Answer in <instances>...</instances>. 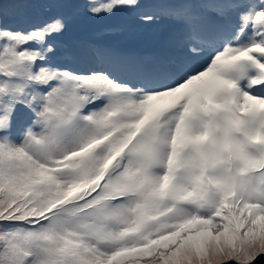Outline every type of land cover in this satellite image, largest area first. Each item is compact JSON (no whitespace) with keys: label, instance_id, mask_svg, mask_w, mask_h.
Returning <instances> with one entry per match:
<instances>
[{"label":"snow or ice","instance_id":"obj_1","mask_svg":"<svg viewBox=\"0 0 264 264\" xmlns=\"http://www.w3.org/2000/svg\"><path fill=\"white\" fill-rule=\"evenodd\" d=\"M41 3L0 0V264L264 256V0H85L183 34L86 67L54 62L67 23L24 18Z\"/></svg>","mask_w":264,"mask_h":264},{"label":"rangeland","instance_id":"obj_2","mask_svg":"<svg viewBox=\"0 0 264 264\" xmlns=\"http://www.w3.org/2000/svg\"><path fill=\"white\" fill-rule=\"evenodd\" d=\"M72 2L69 4L66 0H42L38 7L23 9L24 18L31 22H44L57 16L65 18L66 31L55 37L58 45L57 56L53 57L55 63H71L75 67H86L95 63L93 54L97 49L107 50L125 60L144 63L157 57L159 42L169 40L163 28L169 21L166 18L158 21L162 26H153L145 25L135 15L123 11L111 16L103 14L92 16L84 9L85 0ZM151 4L152 0H146L148 10H152ZM5 5L4 23L14 26L19 22L17 11L12 4ZM233 20L235 21V18ZM66 52L74 54L71 61L65 59ZM228 260H230L228 256L218 253L210 259V264L213 261L216 262L212 264H218Z\"/></svg>","mask_w":264,"mask_h":264},{"label":"clouds","instance_id":"obj_3","mask_svg":"<svg viewBox=\"0 0 264 264\" xmlns=\"http://www.w3.org/2000/svg\"><path fill=\"white\" fill-rule=\"evenodd\" d=\"M164 29H165V31L167 32V28H164ZM122 41H125V38H123ZM136 41H137V40H136ZM138 41H139V40H138ZM157 47H158V50H160V52L158 53L157 57L154 58V59H157L158 57H161V56L163 55L164 51H166L167 49H169V48L166 47V45H163L162 42H159V43L157 44ZM169 51H171V49H169ZM169 54H170V53H169ZM169 54H168V55H169ZM166 56H167V55H166ZM154 59H150V60H148V61H145L144 63H146V64H152V63L157 62V61H155ZM235 264H236V263H235Z\"/></svg>","mask_w":264,"mask_h":264},{"label":"water","instance_id":"obj_4","mask_svg":"<svg viewBox=\"0 0 264 264\" xmlns=\"http://www.w3.org/2000/svg\"><path fill=\"white\" fill-rule=\"evenodd\" d=\"M222 264H234L231 262H226V263H222ZM254 264H264V256H260L258 257L255 261Z\"/></svg>","mask_w":264,"mask_h":264},{"label":"bare ground","instance_id":"obj_5","mask_svg":"<svg viewBox=\"0 0 264 264\" xmlns=\"http://www.w3.org/2000/svg\"><path fill=\"white\" fill-rule=\"evenodd\" d=\"M73 3V2H72ZM6 6V5H5ZM85 21V20H84ZM81 24H83V23H81ZM77 25V24H76ZM57 56V55H56Z\"/></svg>","mask_w":264,"mask_h":264},{"label":"trees","instance_id":"obj_6","mask_svg":"<svg viewBox=\"0 0 264 264\" xmlns=\"http://www.w3.org/2000/svg\"><path fill=\"white\" fill-rule=\"evenodd\" d=\"M156 26H158V25H156Z\"/></svg>","mask_w":264,"mask_h":264}]
</instances>
